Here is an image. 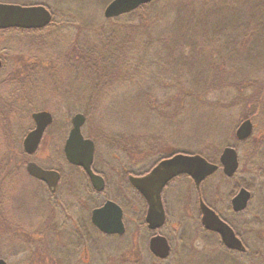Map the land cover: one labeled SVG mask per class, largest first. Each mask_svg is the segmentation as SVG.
<instances>
[{"label": "rangeland", "instance_id": "rangeland-1", "mask_svg": "<svg viewBox=\"0 0 264 264\" xmlns=\"http://www.w3.org/2000/svg\"><path fill=\"white\" fill-rule=\"evenodd\" d=\"M0 1H15V4L33 2L32 4L45 5L53 12L51 24L42 29V32L29 33L19 29L11 32H7L9 29L0 31V90H4V94L6 88L9 90V83H12L16 74L24 77L35 66L37 70L39 66V71L49 74L42 77V80L38 78V90L31 87L26 90L29 100L15 98V105H18L15 112L9 118L6 116L5 120H0V209L3 210L5 219V228L0 225V257L6 258L11 264H85L82 262L85 253L76 246L68 245L63 249L65 255L68 252L73 253L70 261L53 258L51 251L52 248L57 249L55 246L60 241L55 236L54 240L57 242L52 241L56 225L66 223L68 227H73L71 219L77 218L78 213L83 212L81 198L87 190L84 173L71 166L66 159L64 142L72 127L73 116L82 113L84 108L85 103L76 93L84 88L90 89L92 80L87 75L91 70L80 67L79 72L72 71L66 60L70 55L71 43L78 33L81 34L80 38H84L85 34L94 36L96 33L91 31L90 25L105 22V28H114L118 38L99 48L104 54L108 51L104 55L108 57L104 72L110 73L109 81L103 84L102 91L92 89L96 92L97 101L91 118L85 121L83 132L97 142L96 166L111 180L106 193L114 196L117 194L128 206V230L121 239L103 238L104 246L99 248L90 245L89 264H264V231L258 232L256 226L245 225L243 214L232 218L249 245L247 255L243 257L241 253L234 256L225 252L199 253L205 248L208 251L220 250L217 247L219 242L216 243L215 238L199 225L195 199L198 192L187 175L174 179L166 188L168 218L160 232L168 236L172 250L165 261L156 260L154 254L152 253L155 258L150 254L152 251H149L148 242L153 232L145 226L144 198L137 195L138 199H130L119 184L120 172L124 173L126 170L128 173H145L158 161L160 156L157 154L161 151L166 155L175 152L199 153L211 162L220 163L224 148L230 146L240 156V167L232 178H226L222 169L204 181L201 185L204 201L214 204L225 216L229 215L226 207L232 192L239 189V185L248 187L247 185L252 184L254 199L252 198L251 205L264 202V101L262 111L260 109L254 119L248 118L255 122V131L250 141L240 142L236 137V130L254 112L256 103L249 102L252 105L247 106L245 102L234 99L237 98L234 90L227 86L235 84L241 78L234 77L232 66L226 67L225 75L209 64L204 70L197 63L198 68L194 73L186 65L180 69L181 63L178 65L177 59H182V54L173 56L164 52L166 41L161 35L166 25L164 20L150 25L147 22L142 23L143 30L138 29L139 20L135 16L123 14L121 21L116 22L104 16L105 8L111 0L87 1L85 6L82 5L85 0ZM65 18L69 22L75 21V26L62 25L66 23ZM37 35L43 36L49 42V48L45 49V54L52 55L49 60L44 61L45 54L33 50L38 46L35 43L38 40ZM187 56L201 63L204 58L208 59H204L206 64L212 61V58L209 59L204 54ZM101 58L100 62L103 61ZM47 68L53 69L54 74H50ZM72 69L79 70L76 67ZM203 71V79H196V74ZM35 73L40 75L39 72ZM147 75L150 77L146 88L152 85L151 79L159 77L160 82L155 87L160 99L169 96L174 90L171 89V79H180V85L187 92L201 87L205 93L208 84L221 86L217 97L210 94L205 103L189 98L184 104V110H177L172 106L164 108L160 112L164 113V118L155 117L160 111L157 107L153 109L154 115H151L152 110L148 108L151 111L140 116L139 110L135 109V87L139 84H130L127 80ZM236 93L240 95L239 90ZM2 100L1 98L0 106L6 108L5 101ZM40 110L50 111L54 121L44 133L45 138L39 151L28 155L24 150V137L35 125L31 113ZM154 130L164 134L158 147L150 151L149 140L153 137ZM118 132L120 136L132 137L134 134L135 141L132 138L130 142L137 143V147L131 146L125 151L122 148H111L110 137L118 135ZM18 145L22 147L25 155H19ZM28 161L63 172L64 176L55 194L28 173L25 166ZM125 166L128 168L124 169ZM73 180L78 188L71 184ZM102 200L99 195L93 197L94 205L86 207V213L102 203ZM84 203L87 204L88 200L84 199ZM260 206L261 204L258 205L259 208ZM130 219H134V222ZM130 243L133 247L127 249Z\"/></svg>", "mask_w": 264, "mask_h": 264}, {"label": "trees", "instance_id": "trees-1", "mask_svg": "<svg viewBox=\"0 0 264 264\" xmlns=\"http://www.w3.org/2000/svg\"><path fill=\"white\" fill-rule=\"evenodd\" d=\"M87 1L94 2V0H85L82 2V5L85 6ZM127 15L135 16L139 20L137 27L140 30H143L141 29L143 28L141 26L142 23L147 22L150 25L151 23L164 20L166 25L164 26L163 34H161L165 38L164 41H166V44L164 42V52L173 56L175 54H182V59H177L178 65L181 63L180 69L186 65L188 70L194 73L198 68L197 63H200L201 68L204 70L209 64L211 67H216L220 74L225 75L227 71L226 67L232 66L234 77H240L241 79L236 80L238 84H229L227 87L234 90V94L237 96L234 99L237 102H245L247 106L252 105L249 102L256 103L253 107L255 108L254 112H256L251 113L249 117L247 116V119H254L259 114L262 101H264V0H154L129 12V14L127 13ZM122 17L121 15L115 19L112 18V20L119 22ZM65 21L66 23L62 25L75 26V21L69 22L67 18H65ZM104 21L107 20L104 19ZM89 28L91 31H95L96 34L94 36L85 34L84 38H80L81 34L78 33L71 43L72 48L69 49L70 55L66 60L68 68H71L72 71L79 72L80 67L91 70L87 75L91 76L92 80L90 89L83 87V90L76 93L79 96L78 98L85 103L82 112L87 116V119L91 118L94 105L97 101L96 92L92 89L102 91L103 84L109 81L110 73L104 72V68H106L105 63L108 60V57H104V55L108 51L104 54L99 48L100 46L111 44L112 41H116L118 38L114 32V28L112 30L109 29L110 31L105 28V22L99 25H90ZM36 31L42 32L41 30H28L27 32L35 33ZM95 36L97 40H95ZM37 39L35 43L38 46L33 48L34 52L37 51L45 54V49L49 48V42L40 35H37ZM189 54H204L209 59L212 58V61L206 64L204 59H208L204 58L201 63V61L190 57L191 55L187 56ZM51 57L52 55L45 54L44 61L45 59L49 60ZM100 57L103 60L101 62ZM73 67L79 70H73ZM37 68L38 70L35 66L32 70L30 69L31 71H28L24 77L20 75L18 77L16 74L12 83H9V90L6 88L5 94L4 90H0V97L5 101L4 105L6 106V108L0 106L1 121L5 120L6 116L9 118L10 114L15 112L14 109L18 107V105H15V98L29 100L26 90L30 87L38 90L40 88L37 83V81H40L38 78L40 77L42 80V77L49 75L46 72L39 71V66ZM47 70L51 72L50 74H54L53 69L47 68ZM35 72H39L40 75ZM202 73L204 74L205 72H200V75L197 73L196 79L202 80ZM149 77V75L146 77L137 76L127 80V83L132 84L134 82L139 84V86L135 87V109L139 110L140 116L146 114V111L151 110V115H154L153 109L157 107L160 111L155 117L164 118V113H160L164 108L167 109L168 106H172L174 109L184 110V104L189 98L193 99V101H198V103H205L208 95L213 94L217 97V92L221 86L208 84L205 93L202 92L201 87L192 92H187L186 88L180 85V79H171V89L174 90L170 92L169 96H164L160 99L155 87L160 82L159 77L151 79L152 85L146 88L145 86L149 82ZM175 89L177 93H175ZM238 90L240 95L236 93ZM181 117L184 118L185 115ZM163 134L164 132L162 131L154 130V135L149 140L151 144L149 147L151 148L150 151L154 147H158ZM89 137L93 138L92 136ZM135 137L134 134H132V137L126 135L120 136L119 132L118 135H111V148H122L125 151L131 146L137 147V143L130 142L132 138L135 141ZM94 142H96L95 139ZM18 143L20 145V142ZM18 153L20 156L25 155L20 146ZM157 155L160 156L159 159L169 156L162 151ZM2 211L0 209V225L5 228L4 212Z\"/></svg>", "mask_w": 264, "mask_h": 264}, {"label": "water", "instance_id": "water-1", "mask_svg": "<svg viewBox=\"0 0 264 264\" xmlns=\"http://www.w3.org/2000/svg\"><path fill=\"white\" fill-rule=\"evenodd\" d=\"M154 0H112L105 8L106 18H115L126 14L142 5L149 4ZM45 5L21 6L18 4L0 3V28H43L51 23L52 13ZM0 60V66L1 64ZM35 127L24 138V148L28 154H33L38 149L43 133L53 122V114L48 110H40L32 113ZM86 121V115L77 113L72 118V128L67 137L64 154L70 164L80 166L90 177L94 187L101 191L104 188V178L94 173L92 165L95 155V142L85 137L82 128ZM251 119H245L237 128L236 135L240 140L248 138L254 130ZM220 162L223 170L229 177L233 176L238 167L239 159L237 150L234 147H225L220 155ZM31 176L47 183L52 190L57 188L60 180V172L54 169H46L35 161H29L26 165ZM219 169V165L210 162L201 154L176 153L173 156L163 159L151 171L142 176L130 177L132 184L137 188L148 202L146 222L149 229H159L166 220L161 192L169 181L181 174L191 176L196 185H200L206 177ZM233 206L235 210H242L247 205L250 192L242 188L234 196ZM203 224L209 230L219 233L224 243L232 249L244 251L246 248L242 241L236 236L233 228L210 208L203 200L201 208ZM123 209L113 201H108L102 207L93 210L92 220L103 231L112 233H123L125 226L123 222ZM163 235H155L150 239V251L155 256L166 258L170 253V245ZM0 264H7V261L0 258Z\"/></svg>", "mask_w": 264, "mask_h": 264}, {"label": "flooded vegetation", "instance_id": "flooded-vegetation-1", "mask_svg": "<svg viewBox=\"0 0 264 264\" xmlns=\"http://www.w3.org/2000/svg\"><path fill=\"white\" fill-rule=\"evenodd\" d=\"M24 2L27 3L26 1H24ZM0 3L14 4L15 1L14 2H8V1H4L3 2V1H0ZM25 3H19V2H17V4L18 5H21V6H34V5H37V3L32 4L33 2L32 3H27V4H25ZM49 10H50V8H49ZM47 27H43V28H20V27H16L15 28V27H10V28H0V31H7L9 29L7 32H11V31H14V30L16 31V29H21L23 32H26L28 30H42V29H45ZM53 121H54V117H53ZM50 125L46 128V130H45L44 133H46V131L48 130V128L50 127ZM34 127H35V125H34ZM34 127L31 130H33ZM254 131H255V124H254V130L251 133V135L248 136V138L243 139V140H239L238 137H237V135H236V137H237V139L240 142H243V141H246V142L248 141L249 142L250 139H251V137H252V135H253V133H254ZM44 138H45V134L43 135L40 144H38L39 147H38V149L36 150V152L34 154H36L39 151V149L42 146V143L44 141ZM64 143H66V141ZM64 146H65V144H64ZM94 152H95V155H94V160L92 162L93 163L92 168H93V171H94L95 174L100 175V176H102L104 178V182H105L104 188L101 191L97 190L94 187V185L92 184L89 175L87 173H85V171H84V169L82 167L70 164L74 168L80 169L81 172L84 173V178H87L88 179V180L86 179L85 182L83 181L86 184V187H87L86 189L87 190H86L85 196H82V198H81L82 199V201H81L82 204L81 205L83 206V212L81 214L78 213V215L76 214L77 215V218H72L71 219L72 220L71 225L73 227H68V225H66V223H61V225H56L55 231L52 233V236H53L52 241H56V240H54V236L57 237L58 239H60V241L59 242L56 241L57 242V245L55 246L57 248L56 250H53V248L51 249V251H52V253L54 255L53 258H59V259L62 258V259H65V260L66 259H68V260L71 259L70 257L73 256V253L72 252H68V254L65 255L64 254L65 253V251H64L65 249L64 248L66 246L68 247V245L69 246L70 245H73V246H76L78 250H80L83 253H85V256L82 259V262L85 263V264H89V262H90V260H89V258H90V256H89L90 255V245H94L96 248H99V246H104V245H102L103 244L102 243L103 238L117 240V239L123 238L124 235L127 233V230H128V206L123 201V199H120L119 197H117V194H116V196H114L112 194H107L106 193L108 191L109 187H110L111 180H110V177L106 175V173H104L103 171H100L97 168V166H96L97 165V154H96L97 152L96 151H94ZM168 155L170 156L171 154H168ZM169 156L164 157L162 159H158V161L155 162V164L149 169V171H146L143 174H137V173H133L131 171L128 173V171H126V170L124 171V173L123 172H120V174H119V176H120V178H119L120 179L119 184L122 187V190H124L127 193V195L130 197V199H132V198L138 199V196L144 198L145 207H146V209L144 211L145 212V219H144V221H145V226L148 229H149V227H148V225L146 223V215H147V212L146 211H148V206H149L148 205V202L145 199V197L139 191H137V188L132 184V182L130 180V177L132 175H134V176H142V175L148 174L151 171V169H153L155 166L158 165V163L160 161H162L165 158L167 159ZM238 159H239V165H240V156L238 157ZM217 164L220 165L219 166L220 168L215 173H217L219 170H222L223 169L221 167L222 165L220 163H217ZM252 166H254V165H252ZM239 167H238V169H239ZM125 168H128V167L125 166L124 169ZM238 169H237V171H238ZM55 170H58V169H55ZM58 171L60 172L59 175H60V180H61V178H63L64 174H63L62 171H60V170H58ZM214 174H212L211 176H213ZM223 174H224V170H223ZM181 176H184V175L176 176L174 179L179 178ZM211 176H209V177H211ZM225 176H226V178L227 177L228 178H232L234 175L231 176V177H229L228 175H225ZM209 177H207V179ZM122 178H124V179H122ZM174 179H172L171 181H169L167 183V185L163 188L162 192H161V199H162L161 201L163 203L164 211L166 213V220H165V222L167 221V218H168L167 205H166V201H165V191H166V188L168 187V185L171 184V182ZM60 180H59L58 184L60 183ZM114 180L115 179H113L112 181L114 182ZM39 181L42 182V183H44L45 184L44 186H46V187L49 188V186H47V183H45V182H43L41 180H39ZM58 184H57V188L55 190H52L50 188V191L53 192L54 194L58 191V188H59V185ZM71 184L72 185H75V187L78 188V184L76 182L74 183V180L71 181ZM192 184H194V182ZM201 185H202V183H201ZM201 185L200 186H196L195 185V187H196L195 189L198 192L196 194V198L195 199H196V203H197V209H198V212H199V214H198L199 215V217H198L199 225H200L201 228H203V230H205L206 232H208L207 234H210V235H212L215 238L216 243L219 242V244H217V247L220 250L208 251L205 248L202 251H200L199 253H202V252H205V253H209V252H221L223 254L225 252V253L232 254L233 256H234V254L241 253L242 256L244 257V255H247V253L249 252V249L250 248H249V245L247 244V241L245 240V238H243L244 235L238 230V228H236V225L234 223V219L232 217H238L239 215L243 214L242 217H243V221H244L245 225L252 226V227L253 226H256L258 232L264 231V202H261V203H259V202L258 203H252V205H251L250 202H251L252 198L254 199L253 192H252V190L254 191V189H253V186H251L252 184L247 185L248 187H246L244 185L243 186H240L239 184H238L239 186L237 185L239 187V189L234 190L232 192V195H231L230 200H229L230 202L227 204V207H226L228 209L229 215H226L225 216L221 212V210H219L214 204L206 201L207 204L210 206V208H212L222 218V220H224L226 223H228L233 228L236 236L242 241L243 245L245 246L244 248H246L244 251L237 250V249H232V248H229L224 243V241H223V239H222V237H221V235L219 233H217L216 231H212V230L207 229L205 227V225L203 224V219H202L203 218V214H202V210L200 208H201V201L202 200L204 201V198H203V194H202V188H201L202 186ZM235 188H237V187L235 186ZM242 188H246L250 192V198H249V200H248L247 205L245 206V208L242 209V210H238L237 211V210L234 209L233 199L235 198L234 196H236L240 192V190ZM189 194H191V193H189ZM97 195H99L100 200H101V198L103 199L102 200L103 202L100 203L98 206L93 207L90 210L89 213H86V207L91 206L93 204V197H95ZM102 195H103V197H102ZM190 198L191 197H189V199ZM84 199H87L88 200V203L87 204L84 203ZM109 200L115 202L116 204L118 203V205L121 206L122 209H123V212H122L123 213V222H124V226H125V231L123 233H119L118 234V232H112V233L105 232V231L101 230L93 222V220H92L93 210L96 209V208L102 207ZM259 204H261L260 208L258 207ZM130 220H131V222H134V219H130ZM162 227H160L159 229H149V231L153 232L151 234L150 239L153 236H155V235H163L160 232L161 229H162ZM163 236H165V235H163ZM165 237L168 240L167 242L170 245V251H171L172 250V245L169 242L170 240H169L168 236H165ZM150 239H149V242H150ZM211 246L212 245H210V247ZM130 247H133V245L131 243L129 245H127V249L130 248ZM149 247H150V243H149ZM57 251L58 252H62V253H56ZM99 252H100V249H99ZM150 254L152 255V253H150ZM154 256H153V258L156 257L155 259L156 260H159V261H165L167 259V257H168L167 256L166 258H160V257H157V256L154 257ZM243 257H242V259H243ZM3 259H5V261H7V264H11L8 260H6V258H3ZM91 264H92V262H91Z\"/></svg>", "mask_w": 264, "mask_h": 264}]
</instances>
